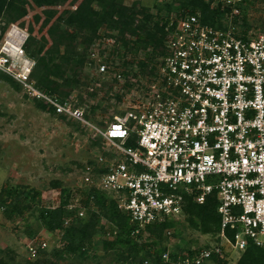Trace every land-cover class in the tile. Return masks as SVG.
I'll list each match as a JSON object with an SVG mask.
<instances>
[{
  "label": "built area",
  "instance_id": "obj_1",
  "mask_svg": "<svg viewBox=\"0 0 264 264\" xmlns=\"http://www.w3.org/2000/svg\"><path fill=\"white\" fill-rule=\"evenodd\" d=\"M208 1L223 12L222 26L205 23L197 13L171 15L154 73L145 80L132 76L131 86L120 43L111 36L93 43L89 65L102 86H111L117 110L104 129L85 117L86 105L36 87V61L24 49L28 34L15 39L10 29L0 45L1 71L57 114L97 133L102 148L93 165L86 163L88 182L80 188L109 193L135 226L133 234L181 217L186 195L198 203L216 196L217 241L193 248L194 254L168 249L162 254L167 264H204L213 254L224 258L227 246L264 249V9L263 30L253 31L240 20L246 0ZM38 247L30 241L28 254L34 257Z\"/></svg>",
  "mask_w": 264,
  "mask_h": 264
},
{
  "label": "trees",
  "instance_id": "obj_2",
  "mask_svg": "<svg viewBox=\"0 0 264 264\" xmlns=\"http://www.w3.org/2000/svg\"><path fill=\"white\" fill-rule=\"evenodd\" d=\"M256 1L259 0H246L248 3ZM161 4L156 6L160 5L168 13L178 8L175 13L178 16L188 12L197 13L205 23L222 26L223 12L219 7H212L208 0H166ZM35 6L41 10L32 11ZM247 9L246 6L240 17L242 21L247 17ZM149 10L142 3L129 5L126 0H0V45L10 25L24 29L28 33L24 47L36 61L31 79L37 88L56 94L61 101H65L71 95L72 87L81 88L85 83L82 78L90 77L83 69L90 64L89 50L100 37L101 28L105 27V34L114 37L124 51L123 73L128 80L127 86H131L129 81L132 76L153 74L158 63V59L154 61L155 57L164 54L170 16L155 18ZM80 45L82 48H79ZM141 54L145 59L139 58ZM129 71L136 74L130 75ZM0 78L15 89L21 87L10 74L1 72ZM104 86L107 91L111 89L105 82ZM85 99L80 94L75 105L84 106ZM35 102L39 109L66 119V115L57 114L44 100L35 98ZM95 109L96 105H93L89 110L85 109V114ZM92 143L101 150L100 139ZM128 144L132 145L131 142ZM87 162L94 164L91 159ZM51 187L60 189L57 205L47 204L41 190L25 184H10L1 188L0 210L5 220H16L37 211L42 227L59 238L51 250L39 246L34 258L20 261L11 248H0V264H76L71 261L73 257L78 256L84 261L91 255L89 250L98 232L108 234L102 241L104 251H113L122 262L142 264L149 259L152 264H167L163 262L162 254L169 249L170 237L175 236V218L146 225L138 234H133L135 226L129 216L105 192L95 187L90 190L73 189L60 180L52 181ZM77 197V205L71 206ZM217 203L215 195L208 196L204 203H198L193 196L186 195L184 215L190 226L216 236L220 229ZM82 210L86 217L80 214ZM101 219L106 221L103 225ZM106 223L110 225L109 231L105 230ZM28 233L34 235L32 230ZM144 233L149 234L147 238H151L150 241L143 238ZM158 242L161 246L155 247ZM172 250L195 253L191 247L180 245L177 250ZM142 251L145 253L141 254ZM210 261L226 264L225 258L217 254H213ZM236 264H264V249L250 244Z\"/></svg>",
  "mask_w": 264,
  "mask_h": 264
},
{
  "label": "rangeland",
  "instance_id": "obj_3",
  "mask_svg": "<svg viewBox=\"0 0 264 264\" xmlns=\"http://www.w3.org/2000/svg\"><path fill=\"white\" fill-rule=\"evenodd\" d=\"M162 1L166 0H126V3L129 5L144 4L155 18L160 16L168 18L177 13L178 8H174L172 13H168L160 5L156 6ZM247 7L248 15L242 23L249 24L250 28L253 26V31L257 30L258 27L263 30L260 23L263 19L261 17L264 2L259 0L255 3H248ZM40 10L41 8L35 6V10L32 11ZM14 27L18 31L19 39H23L28 34L15 24L10 25L7 32ZM104 29L105 27L101 28V35L94 41L95 43L103 44L106 41L108 36ZM79 48L82 46L80 45ZM150 50L152 47L149 52ZM139 58L145 59L142 54ZM158 58L155 57L154 61ZM83 70L90 77L88 79L82 78L85 83L81 88L72 87L71 95L67 100H73V103L76 104L80 94L84 95L86 98L84 101L86 103L85 109L89 110L93 105H96L95 111H89L90 113L85 114V117L104 129L106 128L105 121L110 120L115 112L111 103L113 94L110 95L109 91L106 90L107 88L102 86L101 78L96 74L93 67L86 65ZM1 72L3 71L0 70ZM137 79L136 77L135 81ZM142 80H145V77H142ZM91 93L94 94L91 95ZM65 117L66 119H61L48 111L39 109L35 98L25 90L23 84H21L20 89H15L0 78V190L10 184H25L41 190L47 204L57 205L60 201V189L51 187L52 181L60 180L65 186L73 189L87 186L86 176L88 173L84 167L88 160L95 159L99 154V148L92 145V142L99 140V137L85 123L68 116ZM30 213L16 220H5L0 210V248L14 250L19 261L34 258L27 252V245L30 241H33L37 246L51 250L59 238L56 234L42 227L37 217V211ZM82 216L86 217V213L83 212ZM175 220L176 225L173 228L175 236L172 235L169 239V249L177 250L178 245L192 249L201 248L210 246L217 241L212 233H202L200 230L192 228L184 214ZM100 222L103 225L106 221L101 219ZM109 226L106 223L105 230L109 231ZM29 230H32L34 235L31 236L28 233ZM107 236L108 234L100 232L95 234L94 243L89 250L91 255L84 261L78 256L73 257L71 261L76 264H128L118 259L113 251H104L102 241ZM148 236V233H144L143 238L150 241L151 238L148 239ZM158 245L161 246V243H156L155 247ZM227 251L228 254L224 257L226 264H236L242 252L229 246H227ZM144 253L142 251L141 254ZM207 264L216 263L209 261Z\"/></svg>",
  "mask_w": 264,
  "mask_h": 264
},
{
  "label": "bare ground",
  "instance_id": "obj_4",
  "mask_svg": "<svg viewBox=\"0 0 264 264\" xmlns=\"http://www.w3.org/2000/svg\"><path fill=\"white\" fill-rule=\"evenodd\" d=\"M10 32H11L10 33L11 37H14V38H16V37L18 38L19 37V36H17L18 35V31H17V29L15 27Z\"/></svg>",
  "mask_w": 264,
  "mask_h": 264
}]
</instances>
